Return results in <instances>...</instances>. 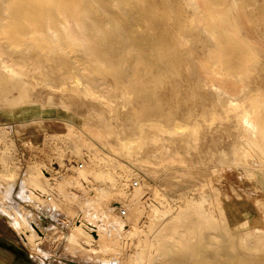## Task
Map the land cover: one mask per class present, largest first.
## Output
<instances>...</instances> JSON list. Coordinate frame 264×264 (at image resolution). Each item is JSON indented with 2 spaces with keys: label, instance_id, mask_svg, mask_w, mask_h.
<instances>
[{
  "label": "rangeland",
  "instance_id": "rangeland-1",
  "mask_svg": "<svg viewBox=\"0 0 264 264\" xmlns=\"http://www.w3.org/2000/svg\"><path fill=\"white\" fill-rule=\"evenodd\" d=\"M221 1L229 8L239 36L249 39L258 53L245 73L234 76L212 75L200 66L199 60L211 59L220 29L214 28L217 34L213 35L195 22L197 0H100L94 4L98 25L91 31L102 40L100 49L113 70L102 75L100 86L109 102L83 89L52 87L46 83L50 77L31 65L20 72L16 63L20 53L0 57V103L19 96L57 106L67 125L64 133L48 141L49 149L26 143L17 147L11 133L0 126V245L41 264H150V257L155 264L160 255L175 264H225L220 250H213L219 249L223 234H245L256 226L264 229V153L257 154L243 143L246 130H253L244 116L253 113L257 98L264 99V0ZM1 18L0 13V22ZM25 59L28 64L30 58ZM38 61L47 71L51 65L60 66L58 59L43 56ZM5 63L10 67H4ZM151 121L171 128L146 127L136 154L123 152L117 132ZM94 126L109 130V135L97 134ZM85 139L94 144L84 146ZM91 161V168L81 174ZM46 172L58 178L81 176V187L68 185L65 191L80 198L94 224L127 230L130 234L119 239L120 246L99 249L95 256L84 252L85 247L68 243L73 247L67 249L65 240L54 241L72 229L73 221L65 209L48 210L46 200L25 186L28 180L47 182ZM109 192L111 196L105 197ZM115 201L124 204L128 215L138 212L137 229L128 216L113 211ZM13 210L50 225L49 238L27 245L22 239L26 228H16ZM9 236L11 240L4 239ZM143 241L149 244L147 258L136 259Z\"/></svg>",
  "mask_w": 264,
  "mask_h": 264
},
{
  "label": "bare ground",
  "instance_id": "bare-ground-1",
  "mask_svg": "<svg viewBox=\"0 0 264 264\" xmlns=\"http://www.w3.org/2000/svg\"><path fill=\"white\" fill-rule=\"evenodd\" d=\"M98 2H100V0H0V13L1 15H3V18H1L2 20L0 22V57H2L3 54L6 53H10V54L13 52L20 53L21 58L16 62L20 68V72L23 73L24 71H27V69L30 67L29 65H31V67H33L34 69H38L45 77L47 78L50 77L48 78V82L46 83H48L52 87L60 86L62 90H71L73 92H79L81 89H83L87 94L93 97L103 98L107 102H109V97L105 94L104 90L100 89V86L102 85L101 82L102 75L104 73L113 72V70L108 65L109 64L107 62L109 59L108 55L100 49L101 46L103 45L102 40H100L99 37L94 35L91 31L92 27L98 25L97 22L95 21L96 18L94 17V8H93L94 4ZM196 5L197 7H196L195 22L199 23V25L201 24L213 35L217 34L215 33L214 28L218 27L220 29L219 32L220 34L216 36L215 39L216 48L212 46L215 49L211 52V56H210L211 59L205 62L202 61L203 59L199 60L200 66H202L205 70H208L212 75H219V77H223V76L230 77V76H234L235 74L237 75V74L245 73L249 65L255 62L256 54L258 53H255L252 42L249 39H242L239 36L238 26L236 25V23L231 21L228 15L229 8L225 5L224 1L222 2L221 0H197ZM257 40L259 41V39ZM104 42L106 43V40ZM79 51H81V53H79ZM43 56L46 58V60H50V61L52 60L56 61L58 59L60 62V66L51 65L49 71H47L46 65L40 64L38 61ZM28 57L30 58V62L27 64L25 62L26 61L25 58ZM4 67L9 68L10 65L5 63ZM219 69L224 71V73L219 71ZM136 70L137 69L135 68L134 71L135 78L137 77ZM12 71L14 70L12 69ZM15 72L18 73V71ZM104 83L106 82L104 81ZM232 103H234L233 100ZM6 104L8 106L14 107L18 105L35 104V102L29 101L24 97L22 98L19 96H14ZM234 106L238 107L239 104H236ZM252 106H253V113L246 112L244 118L250 123L249 125L252 127L253 130L252 132L246 130L245 142L243 143H245L253 151H256L257 154L258 152L264 153V99L259 100V98H257L252 103ZM245 122L246 121H244V123ZM146 127L160 129V130H164V129L170 130L171 128L170 126L162 124L161 122L158 121H151L150 123L141 122L135 128H130V129H126L125 127H122L119 130V132H117L120 149L123 152L131 155L136 154L137 149L143 144L145 140ZM94 131L97 134L104 137H106L110 133L109 130L101 129V128L94 129ZM93 144L94 143H91L88 139L83 140L84 146H89ZM240 146L239 149H241ZM92 163H93L92 161L89 162L86 169L80 170V173L83 174L85 170L90 169ZM76 166L81 168L83 164H77ZM46 173L47 175L45 176L47 177L46 179L48 180L47 182L41 180L40 181L28 180L25 181L26 183L25 186H27L26 188H29L30 191L33 194H35L38 199L44 201L46 200L44 206L48 207V210L49 209L54 210L57 208L65 209L67 212V216L73 221L72 229L64 233L63 237H59L57 233L58 237H56L54 241L57 242L60 240L63 241L65 240V243L67 244L69 243L71 245H76L78 247L79 246L85 247L84 252L93 253L94 255L99 253L98 251L99 249H104L106 247L108 248L111 247V249L116 248L118 244L120 246L119 239L126 238L130 233H128V231L125 229H115L114 224H110V227L105 226V228H102L103 226L100 227L101 225L99 226L97 224H94L89 219L86 210H84L81 207L82 203H80L81 202L80 198H78L76 195L71 194L70 192L68 193L65 191L68 185H76V187L78 188L81 187L82 184L80 181L81 176L76 177L74 175L68 174L64 177L58 178L49 175L48 172ZM254 173L255 172H253V174ZM110 193L111 192H109L108 194L104 193V196L110 197L111 196ZM91 196L93 197V195ZM100 201L102 203V200ZM105 202L107 201L105 200ZM42 204L44 203L42 202ZM113 204H114L113 208L110 206L113 209V211L121 210V208L124 205L120 201H115V203ZM11 209L12 208H10V210ZM97 209H95V211ZM13 211H14V217L10 213L8 212L7 213L14 218L15 224L18 228L19 227L21 229L26 228L25 234L22 233L23 235L22 237L24 241L27 243V245H31L36 241L38 242L39 240L42 241L43 239L49 238L50 236L49 234L51 233L50 231L53 230L50 225L47 226L41 224L37 220L36 221L28 220L19 211L17 210H13ZM98 212L100 213V211ZM134 212L131 213L130 210L131 214L127 215L129 217L127 218L134 221L133 223L135 225V229H137L136 226H137V221L139 219L138 217L139 215H137L138 212L137 214L136 212L135 213ZM134 214H136L137 216ZM100 217L101 216H99V218ZM101 220H103V218ZM125 225L126 224H123V226ZM84 236H87V238H85ZM82 238L84 239L82 240ZM69 244L67 245V249ZM148 249H149L148 242L143 241L141 243L139 252H137L138 256L136 257V259H140V257L147 258L146 253L148 252ZM217 249L218 248H216L215 246L213 250L215 252L220 250L222 257L225 260V264H264V229L262 227L256 226L254 229L246 232L245 234H241V233L237 235L233 233H228L225 235L223 234L221 236L220 247L218 250ZM75 250L76 249H74V251ZM160 256L156 258L158 261L155 264H175L172 262H168L166 258H162ZM114 260L115 259L113 258V261ZM148 260L150 261V264H153V260H154L153 258L150 257L148 258ZM26 263L28 262L26 261ZM191 264H198V262H194Z\"/></svg>",
  "mask_w": 264,
  "mask_h": 264
},
{
  "label": "crops",
  "instance_id": "crops-1",
  "mask_svg": "<svg viewBox=\"0 0 264 264\" xmlns=\"http://www.w3.org/2000/svg\"><path fill=\"white\" fill-rule=\"evenodd\" d=\"M1 125H4L5 130L11 133L17 147H21L23 143H26L27 145H33L34 148L49 149L50 146L48 145V141H50L53 136L62 134L66 131V126L63 123L62 111H60L57 106H45L41 104H27L13 107L0 103V126ZM26 153L29 155L30 151H26ZM25 206H28L27 208L30 211H35L31 204H25ZM6 207L2 208V210ZM9 227L13 226L10 225ZM16 228L19 230L17 226ZM7 237L4 239L7 241L11 240L10 236L9 238ZM26 261L29 264H41V261L36 263L19 256V252L15 251L13 248L0 245V264H28Z\"/></svg>",
  "mask_w": 264,
  "mask_h": 264
},
{
  "label": "built area",
  "instance_id": "built-area-1",
  "mask_svg": "<svg viewBox=\"0 0 264 264\" xmlns=\"http://www.w3.org/2000/svg\"><path fill=\"white\" fill-rule=\"evenodd\" d=\"M136 185V183H135ZM120 215L123 216V217H126L128 215V210L126 208H121L120 210Z\"/></svg>",
  "mask_w": 264,
  "mask_h": 264
}]
</instances>
